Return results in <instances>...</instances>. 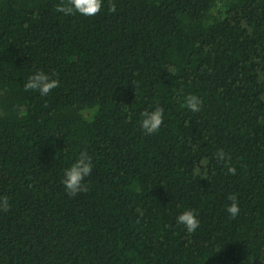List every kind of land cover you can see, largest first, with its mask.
I'll return each instance as SVG.
<instances>
[{"label":"trees","instance_id":"16d2710c","mask_svg":"<svg viewBox=\"0 0 264 264\" xmlns=\"http://www.w3.org/2000/svg\"><path fill=\"white\" fill-rule=\"evenodd\" d=\"M59 2L0 0V264H264V0H104L90 17ZM37 71L59 87L25 91ZM84 150L89 190L69 196Z\"/></svg>","mask_w":264,"mask_h":264},{"label":"clouds","instance_id":"9594fccd","mask_svg":"<svg viewBox=\"0 0 264 264\" xmlns=\"http://www.w3.org/2000/svg\"><path fill=\"white\" fill-rule=\"evenodd\" d=\"M104 5V0H60L56 5V11L64 16H74L80 14L82 16H95L100 13ZM109 11L115 13L117 11L116 4L110 3ZM59 79L53 77L43 71H37L29 76L24 84L25 91L35 90L42 96L49 95L52 90L59 87ZM185 105L192 112H199L203 106V99L196 94H189L185 97ZM143 117L141 127L145 134L157 133L164 122V108L157 106L153 110H144L141 113ZM216 159L226 162L230 159L224 149H219L216 154ZM207 159H202L200 164L193 169L195 175L207 177ZM94 168L93 158L87 150L81 151L74 163L64 171L62 183L69 196L75 197L81 192L89 190L86 178L91 176ZM228 173L235 175L237 169L234 166H229ZM228 199L231 203L227 207V212L231 217H236L239 212V202L236 195H229ZM10 202L7 195L0 196V211H8ZM177 224L183 225L189 234L194 233L200 225L197 212L194 209H187L179 214L176 218ZM264 262V258H260Z\"/></svg>","mask_w":264,"mask_h":264}]
</instances>
